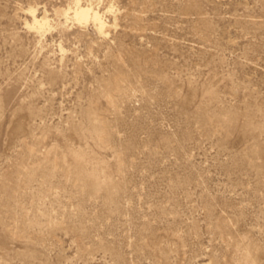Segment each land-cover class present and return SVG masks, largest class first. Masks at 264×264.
<instances>
[{"label":"rangeland","instance_id":"obj_1","mask_svg":"<svg viewBox=\"0 0 264 264\" xmlns=\"http://www.w3.org/2000/svg\"><path fill=\"white\" fill-rule=\"evenodd\" d=\"M81 3L0 0V264H264V0Z\"/></svg>","mask_w":264,"mask_h":264},{"label":"bare ground","instance_id":"obj_2","mask_svg":"<svg viewBox=\"0 0 264 264\" xmlns=\"http://www.w3.org/2000/svg\"><path fill=\"white\" fill-rule=\"evenodd\" d=\"M110 10L111 7L107 10V12ZM62 13L66 23L68 21H73L79 25L92 23L99 35L104 36L107 34L106 31L109 26L104 19L105 13L101 12L97 7H93L91 3L82 4L81 0H72V7L63 10ZM31 18L34 22L32 24H35L39 29H44L48 24V18L46 16H43L41 19H37L36 16L32 15Z\"/></svg>","mask_w":264,"mask_h":264}]
</instances>
